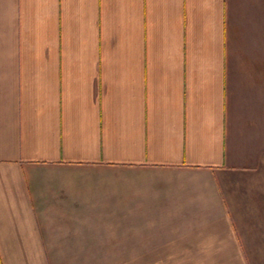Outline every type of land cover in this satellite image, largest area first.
<instances>
[{
	"label": "crops",
	"instance_id": "1",
	"mask_svg": "<svg viewBox=\"0 0 264 264\" xmlns=\"http://www.w3.org/2000/svg\"><path fill=\"white\" fill-rule=\"evenodd\" d=\"M160 257H264V0H0V264Z\"/></svg>",
	"mask_w": 264,
	"mask_h": 264
},
{
	"label": "rangeland",
	"instance_id": "2",
	"mask_svg": "<svg viewBox=\"0 0 264 264\" xmlns=\"http://www.w3.org/2000/svg\"><path fill=\"white\" fill-rule=\"evenodd\" d=\"M114 260V258H112ZM126 264H264V257L126 258ZM114 264V263H112Z\"/></svg>",
	"mask_w": 264,
	"mask_h": 264
}]
</instances>
